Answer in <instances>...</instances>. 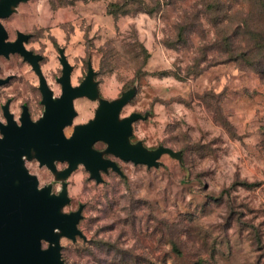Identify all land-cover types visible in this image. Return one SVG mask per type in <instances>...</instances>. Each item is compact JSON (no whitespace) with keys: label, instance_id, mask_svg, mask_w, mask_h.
<instances>
[{"label":"rangeland","instance_id":"obj_1","mask_svg":"<svg viewBox=\"0 0 264 264\" xmlns=\"http://www.w3.org/2000/svg\"><path fill=\"white\" fill-rule=\"evenodd\" d=\"M1 23L10 40L30 36L26 49L43 56L55 96L63 49L73 86L91 62L101 99L135 90L120 114L146 117L131 143L180 155L153 168L105 155L122 174L109 169L99 184L82 165L62 180L26 160L40 188L66 185L63 212L83 205L84 239L60 240L66 264H264V0H29ZM30 71L17 56L0 58V76H15L0 106L10 99L16 117L28 102L37 121L44 109ZM97 106L76 99L66 137Z\"/></svg>","mask_w":264,"mask_h":264},{"label":"water","instance_id":"obj_2","mask_svg":"<svg viewBox=\"0 0 264 264\" xmlns=\"http://www.w3.org/2000/svg\"><path fill=\"white\" fill-rule=\"evenodd\" d=\"M27 1L0 0V56L8 58L10 54H18L40 77L44 112L40 119L32 121L24 110L17 124L5 110L6 124L0 123V264H66L62 259L60 240L84 239L78 229L83 205L75 212H63L69 203L66 185L62 184L58 194H52L50 186L40 188L37 177L26 169V160L35 159L62 180L82 165L90 179L99 184L103 181L101 174L109 169L122 174L116 162L105 155L147 168L158 167V160L164 154L177 158L180 155L163 146L149 151L140 142L131 143L133 123L146 119L139 113L120 118L135 90L122 93L117 100L101 99L90 62L82 81L73 86V67L63 49L59 51L62 74L57 80L61 94L53 98L40 72L38 61L41 56L24 47L29 36L17 32L16 40L10 42L1 23L19 4ZM7 81L0 79V85ZM78 98L96 100L98 106L93 119L74 126L67 138L64 130L76 117L74 101ZM99 142L106 146L102 152L94 149ZM57 162L66 163L67 167L58 172ZM43 244H46L45 248Z\"/></svg>","mask_w":264,"mask_h":264},{"label":"flooded vegetation","instance_id":"obj_3","mask_svg":"<svg viewBox=\"0 0 264 264\" xmlns=\"http://www.w3.org/2000/svg\"><path fill=\"white\" fill-rule=\"evenodd\" d=\"M6 32H7V31H6ZM7 34H8V33H7ZM16 34H17V32H16ZM16 34H15V38H14L13 40H10V39H9V36H8V39H7V40L10 41V42H14V41L16 40V38H17ZM23 34L28 35V34H26V33H23ZM28 36H29V35H28ZM29 40H30V36L28 37V40H27L26 42H24V47H25V49H26V44L28 43ZM26 50L31 51V52H32L33 54H35V55H39V56H41V59L38 61V64H39V67H40L41 75H42V77L44 78V80H45V82H46V84H47V86H48L47 79H46V77L43 75L42 70H41V63L44 61L43 56L40 55V54H37L36 52H34V51H32V50H29V49H26ZM11 56H17V57H19V58L21 59L23 65H26V66L30 67V70H31L30 72L35 76V78H36V80H37V85L35 86V88L38 90V92H39V94H40V96H41L40 104H41V106H42L43 109H44V106H43V104H42V94H41V91H40V77H39V76L36 74V72L31 68V66H30L26 61H24V59H23L21 56H19L18 54H10L8 58L3 57V56H0V58H3V59H5V60H8ZM66 59H67V58H66ZM67 61H68V60H67ZM69 64H70V63H69ZM72 71H73V70H72ZM61 74H62V73H61V71H60V75L54 78L55 83H56L57 85H59V87H60V94H61V86H60V84L57 82V80L61 77ZM71 75H72V73H71ZM14 77H15L14 75H7V76H5V77L0 76V79H2V80L8 79L7 83H5V84H3V85H0V88L3 87V86L8 85V84L10 83V81L14 79ZM48 88L50 89L49 86H48ZM50 90H51V89H50ZM51 91H52V90H51ZM52 93H53V91H52ZM59 96H60V95H59ZM59 96H55L54 93H53V98H57V97H59ZM10 105H11V100H10V99H7V100L5 101V104L2 105V106H0V123H2V124H6V118H5V114H4L5 110H7V111L12 115V119H13L17 124H19V121H20L21 115H22V113L24 112V110L27 112L29 118H30L32 121H35V120H33L32 117H31V114H32V113H31V109H32V107H31V105H30L28 102H23V103H21V105H20V112L17 114L16 117H15L14 114L10 111ZM5 107H6V109H4ZM41 116H42V115H41ZM64 169H65V168H61L60 170H64Z\"/></svg>","mask_w":264,"mask_h":264},{"label":"bare ground","instance_id":"obj_4","mask_svg":"<svg viewBox=\"0 0 264 264\" xmlns=\"http://www.w3.org/2000/svg\"><path fill=\"white\" fill-rule=\"evenodd\" d=\"M75 110V109H74ZM64 135H65V133H64ZM65 137H66V135H65ZM67 138H69V137H67Z\"/></svg>","mask_w":264,"mask_h":264},{"label":"trees","instance_id":"obj_5","mask_svg":"<svg viewBox=\"0 0 264 264\" xmlns=\"http://www.w3.org/2000/svg\"><path fill=\"white\" fill-rule=\"evenodd\" d=\"M91 63V62H90ZM92 65V64H91ZM93 68V67H92ZM94 70V69H93ZM95 72V71H94ZM44 247V246H43Z\"/></svg>","mask_w":264,"mask_h":264}]
</instances>
